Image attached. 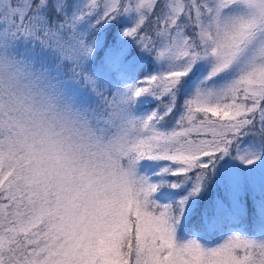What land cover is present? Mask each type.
<instances>
[{"label": "snow or ice", "instance_id": "obj_1", "mask_svg": "<svg viewBox=\"0 0 264 264\" xmlns=\"http://www.w3.org/2000/svg\"><path fill=\"white\" fill-rule=\"evenodd\" d=\"M0 264H264V0H0Z\"/></svg>", "mask_w": 264, "mask_h": 264}]
</instances>
